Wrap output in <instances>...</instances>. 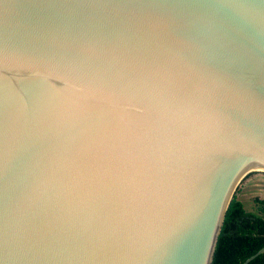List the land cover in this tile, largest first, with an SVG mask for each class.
Returning <instances> with one entry per match:
<instances>
[{
    "label": "water",
    "instance_id": "obj_1",
    "mask_svg": "<svg viewBox=\"0 0 264 264\" xmlns=\"http://www.w3.org/2000/svg\"><path fill=\"white\" fill-rule=\"evenodd\" d=\"M258 169L264 0H0V264H212Z\"/></svg>",
    "mask_w": 264,
    "mask_h": 264
},
{
    "label": "trees",
    "instance_id": "obj_2",
    "mask_svg": "<svg viewBox=\"0 0 264 264\" xmlns=\"http://www.w3.org/2000/svg\"><path fill=\"white\" fill-rule=\"evenodd\" d=\"M258 213L247 212L234 194L225 212L212 264H242L264 246V199H255ZM247 264H264V252Z\"/></svg>",
    "mask_w": 264,
    "mask_h": 264
},
{
    "label": "rangeland",
    "instance_id": "obj_3",
    "mask_svg": "<svg viewBox=\"0 0 264 264\" xmlns=\"http://www.w3.org/2000/svg\"><path fill=\"white\" fill-rule=\"evenodd\" d=\"M234 194L247 212L259 214L255 199H264V171L247 173L237 185Z\"/></svg>",
    "mask_w": 264,
    "mask_h": 264
},
{
    "label": "bare ground",
    "instance_id": "obj_4",
    "mask_svg": "<svg viewBox=\"0 0 264 264\" xmlns=\"http://www.w3.org/2000/svg\"><path fill=\"white\" fill-rule=\"evenodd\" d=\"M258 170H263L264 171V169H258Z\"/></svg>",
    "mask_w": 264,
    "mask_h": 264
}]
</instances>
